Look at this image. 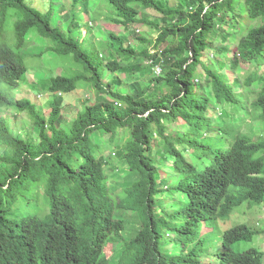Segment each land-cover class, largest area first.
I'll return each instance as SVG.
<instances>
[{
	"label": "trees",
	"instance_id": "1",
	"mask_svg": "<svg viewBox=\"0 0 264 264\" xmlns=\"http://www.w3.org/2000/svg\"><path fill=\"white\" fill-rule=\"evenodd\" d=\"M109 2L122 26L149 23L157 38L138 37L145 43L138 50L115 35L121 44L106 61L74 34L78 19L64 29L54 24L52 8L0 0V264H110L107 248L115 253L119 245L126 264H207L201 246L214 231H222L221 264H264L256 244L264 229L242 221L264 208V130L255 131L264 127V0ZM151 9L165 26L140 16ZM34 34L51 42L45 51L55 60H67L60 74L37 83L55 96L48 119L16 95ZM45 51L37 58L46 59ZM145 59L149 65L142 66ZM157 65L161 73L144 81ZM120 74L143 85L115 90ZM80 90L97 101L88 98L72 121L62 122L63 95ZM3 111L28 112L39 132L16 133ZM211 115L221 147L209 143ZM97 135L109 137L99 142ZM124 160L136 176L118 191L107 170L125 174ZM168 161L179 177L174 187L164 181ZM173 189L175 210L165 198ZM20 198L28 199V211L16 207ZM120 210L138 216L139 232L129 241ZM173 232L195 246L173 253Z\"/></svg>",
	"mask_w": 264,
	"mask_h": 264
},
{
	"label": "rangeland",
	"instance_id": "2",
	"mask_svg": "<svg viewBox=\"0 0 264 264\" xmlns=\"http://www.w3.org/2000/svg\"><path fill=\"white\" fill-rule=\"evenodd\" d=\"M28 1L31 2L35 7H38L43 11H48L52 8L54 10V24L62 25L64 29H68V26L73 17L78 19L80 21V29H75L76 31H74V34L79 37L85 47L91 50L97 48L106 61L112 58V52L115 51L114 48L116 46H120L121 43H119V37L124 39V46H129L134 49L141 50L143 49L145 43L141 42L138 37H143L148 39L149 41H154L159 35L156 26L149 25V23L145 22H137L133 25H130L129 28L126 29L118 21V19L120 18L117 16V9L112 3L109 2V0H82L77 6L74 5L73 0ZM180 1L181 0H168L169 4L172 7L180 6ZM86 4L88 5V12L86 11ZM140 16L142 18L147 17V19H149L151 22L159 23L160 26H165L167 24V22L163 21L162 14L152 9L143 11ZM34 35L35 36L32 37V41L29 43V46L25 51L29 55L27 57L29 71L22 80L23 84L19 87V89H17L16 95L18 99L26 98L32 100L37 105L38 111H40L42 115L45 116L46 119H48L52 110V101L54 100L55 96L50 93H41L38 90L39 88H36L37 83L40 79L45 77L46 74H49L50 72L60 74L65 68L62 64H65L64 62H67V60L60 58V60H63V63L58 58L57 60H55L56 57L53 53L45 51L49 46L48 43L50 44L51 42L41 36H36L37 34ZM115 35L118 36V39L115 37ZM85 37L89 38V40ZM150 49H154L153 44L151 45ZM42 51L47 52V55L44 56V58L46 59L37 58L36 54H39ZM210 52L211 57H213V52ZM46 60H48V62ZM149 62V60L145 59L144 61H142V66L149 65ZM159 70L160 69H158V71ZM156 72L157 70L155 69V72L151 71L150 73H148L145 76L144 81L157 76L158 72ZM127 74L129 76V73ZM233 76L234 75L232 74V72L229 71V77L232 79ZM126 77V74H120L122 84L114 86L115 90H119L122 93H132L135 88L143 85L142 82L128 83ZM195 79L196 81H198L197 77ZM106 80L108 81V79ZM202 93H205V91L203 90ZM63 96L65 98V101L62 110V117L64 121L62 122L66 123L73 120V118L75 117V113L80 111L84 107L88 98H90L91 102L97 101V98H95L90 92H87L85 90L76 91ZM219 112L220 110H216V112L209 111L210 114L213 113L214 115ZM2 115H4L10 121V124L12 125L16 133L26 136L33 132H39L38 128L34 125V119L28 112L18 113L16 111H3ZM214 115H211L212 125L210 130L209 143L212 147H214L216 144L221 147L222 143L220 134L215 132L213 128L216 122L214 119ZM263 130L264 127H262L261 125L256 126L255 131L257 133H262ZM107 137L109 136L97 135L96 139L99 142H105ZM110 153L113 154L115 152L114 150H108L106 152V155H109ZM186 155L188 157H194L196 159L194 153L193 156L189 152H187ZM110 161L112 164L119 163L116 157L110 158ZM201 161L202 160H199V162ZM120 163L122 167L125 168V174L123 173L122 175H118L117 172H112L111 169L107 170V173H111V185L113 186V188L120 186L118 191H121V187H123L124 185L132 183L136 176V174L130 173L125 160L120 161ZM174 169L175 165L172 163V161H168L166 165H164V169L162 170L165 183H169L171 187H174L179 180V177L175 173ZM165 198L167 199L168 205L170 203L173 210H175L177 206L176 201L179 198L177 192L174 189L171 192L167 190ZM27 200V198L22 200L20 198L17 201L16 207L19 209L22 208L23 211H28L30 207H28L29 204H27ZM19 209H17L16 211H19ZM14 214L18 215V213L16 212H14ZM117 215L118 217L125 220L126 231L124 232V238L126 237L125 240L129 241L139 232L140 228L138 216L136 213L131 211L129 212L128 210H120ZM246 215V219H243L242 221H245L249 226L253 228H257L260 230L264 229V208L260 207L256 208L253 211H248ZM11 217H13V215ZM182 223H186V219H183L182 222L174 221L173 224L174 226H176ZM176 234L177 232L168 234V237H170L171 239V244L169 245L168 249L172 250V252L180 250L181 248H183V245L185 248L195 246L196 241L187 245L185 243H182V241L178 239ZM207 237L208 242L201 246V249L203 250L201 254L202 261L207 264H221L220 259L216 255V253L220 252L221 250L222 231L211 232ZM256 244L262 250L264 249V233L260 234V237L258 238ZM118 247L119 249L115 253L113 250L109 252V250L111 249L110 247L107 248V253L111 257L110 264H126L125 262L120 261V257L123 252L122 245H119Z\"/></svg>",
	"mask_w": 264,
	"mask_h": 264
},
{
	"label": "clouds",
	"instance_id": "3",
	"mask_svg": "<svg viewBox=\"0 0 264 264\" xmlns=\"http://www.w3.org/2000/svg\"><path fill=\"white\" fill-rule=\"evenodd\" d=\"M90 24H92V23H90ZM158 67H160V66L157 65V66L155 67V69L157 70ZM160 68H161V67H160ZM157 72H158V71H157ZM157 72H156V73H157ZM160 73H161V72H158L157 74H160Z\"/></svg>",
	"mask_w": 264,
	"mask_h": 264
},
{
	"label": "built area",
	"instance_id": "4",
	"mask_svg": "<svg viewBox=\"0 0 264 264\" xmlns=\"http://www.w3.org/2000/svg\"><path fill=\"white\" fill-rule=\"evenodd\" d=\"M158 69H160V70L158 71ZM157 71H158V72H161V68H160V67H158V68H157Z\"/></svg>",
	"mask_w": 264,
	"mask_h": 264
}]
</instances>
